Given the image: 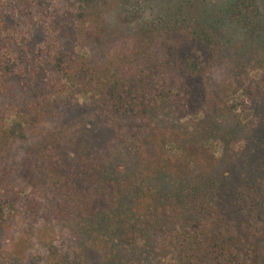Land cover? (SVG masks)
Segmentation results:
<instances>
[{
  "label": "trees",
  "instance_id": "trees-1",
  "mask_svg": "<svg viewBox=\"0 0 264 264\" xmlns=\"http://www.w3.org/2000/svg\"><path fill=\"white\" fill-rule=\"evenodd\" d=\"M235 5L263 36L258 0ZM82 15L91 32L100 25V10ZM185 21L133 32L126 61L88 55L87 70L69 76L87 102L70 107L72 90L53 96L50 127L37 115L0 125L8 158L27 129L44 131L23 168L0 166V222L7 193L41 179L49 214L78 241L66 251L49 238L31 264H92L89 248L102 264H264V46L238 52L206 18ZM124 61L138 69L117 80ZM92 116L111 130L110 160L88 139Z\"/></svg>",
  "mask_w": 264,
  "mask_h": 264
},
{
  "label": "rangeland",
  "instance_id": "rangeland-1",
  "mask_svg": "<svg viewBox=\"0 0 264 264\" xmlns=\"http://www.w3.org/2000/svg\"><path fill=\"white\" fill-rule=\"evenodd\" d=\"M235 1L0 0V125L11 126L20 121L24 124L26 120L34 121L37 115L40 118L36 123L46 118L41 124L50 127L51 99L69 90L73 94L68 96L70 107H75L76 100L87 102L81 93L84 82L73 80L76 66L87 70L85 66L91 63L87 61L88 55L99 66L113 57L125 60L135 31L150 27L171 29L180 24L176 20L190 21L200 15L211 21L215 30L238 52L245 53L255 41L264 46V33L252 37L255 29L241 17ZM258 3L264 14V0ZM90 10L101 11L100 25L93 32L82 15ZM125 61L121 63V71L116 70L117 80L121 74L129 75L138 69ZM45 105L49 113L43 115ZM67 110L63 105L58 112L64 114ZM179 121L193 125V118H179ZM129 123L131 127L136 121ZM38 126L26 130L29 139L18 140L9 158L0 155V166L14 163L23 168L29 151L31 154L38 150L37 141L44 133ZM87 136L95 151L102 152L106 160L112 158L116 145L103 118L91 117ZM214 149L220 156L221 146L216 144ZM26 183L23 181V185H17L5 197L9 206L5 207L6 221L0 222V264H31L35 257L47 254L49 238L66 251H74L78 246L77 239L49 214V193L42 180ZM36 203L39 215L29 208ZM88 255L92 264L103 263L95 249L89 248Z\"/></svg>",
  "mask_w": 264,
  "mask_h": 264
}]
</instances>
